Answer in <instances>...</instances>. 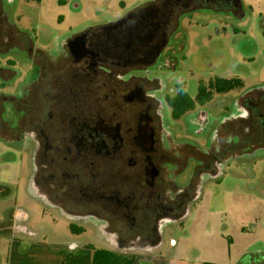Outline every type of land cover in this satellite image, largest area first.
Masks as SVG:
<instances>
[{
  "label": "flooded vegetation",
  "instance_id": "1",
  "mask_svg": "<svg viewBox=\"0 0 264 264\" xmlns=\"http://www.w3.org/2000/svg\"><path fill=\"white\" fill-rule=\"evenodd\" d=\"M202 1L150 0L116 20L59 35L16 25L9 0H0V64L10 70L5 76L6 68L0 69V98L16 115L0 123V131L14 146L36 144L32 153L25 150L31 183L38 198L67 220L70 235L89 226L98 238L160 240L166 223L181 219L196 199L203 170L213 173L220 164L222 153L190 150L187 132L177 137L175 125L195 109V124L202 121L201 109L209 108L215 92L207 88L204 103L199 88L193 98L179 85L169 95L158 77L174 68L179 16ZM205 2L230 8L237 0ZM248 96L242 124L223 146L264 142V94ZM163 106L173 126L163 124ZM187 168V183L177 185ZM236 264H264V254L246 253Z\"/></svg>",
  "mask_w": 264,
  "mask_h": 264
},
{
  "label": "rangeland",
  "instance_id": "2",
  "mask_svg": "<svg viewBox=\"0 0 264 264\" xmlns=\"http://www.w3.org/2000/svg\"><path fill=\"white\" fill-rule=\"evenodd\" d=\"M148 1L9 0V6L16 25L35 31L48 28L60 35L116 20ZM204 1L179 16L173 35L174 68L158 76L162 92L173 95L179 85L193 98L198 88L219 78L239 79L242 86L215 94L209 108L201 109L206 116L197 125L199 109L175 124L181 132L177 137L187 132L190 150L196 146L204 153H222L215 172L204 169L200 174L197 197L185 215L166 223L160 240L152 242L98 238L89 226L82 235L72 236L67 220L38 198L31 183L32 161L25 150L32 153L36 144L14 146L0 138V264H88L91 252L81 250L84 244L135 255L156 253L155 264H236L246 253L264 254V142L223 146L242 124L239 118L250 102L248 95L264 94V0H238L236 9ZM1 68L8 76L6 65ZM14 72H20L19 65ZM19 79L14 78L17 91ZM2 100L3 124L16 115ZM163 107V124L173 126L167 122L169 109ZM251 122L258 132L259 123L253 117ZM180 149L171 145L174 154ZM190 171L182 173L177 185L187 183ZM136 262L145 264L140 257Z\"/></svg>",
  "mask_w": 264,
  "mask_h": 264
},
{
  "label": "trees",
  "instance_id": "3",
  "mask_svg": "<svg viewBox=\"0 0 264 264\" xmlns=\"http://www.w3.org/2000/svg\"><path fill=\"white\" fill-rule=\"evenodd\" d=\"M239 5V1L237 0L236 5L233 9H236ZM242 86V83L239 79H216L215 81H210L205 87L199 88V98L202 103L209 100V95L205 94L207 88L213 90L215 94H225L232 90L238 89ZM175 118H179L181 115V111H175ZM0 138L7 143L9 140L6 139V136L0 131ZM74 227H71L73 229ZM76 230V229H74ZM91 250V261L90 264H133L136 262V256L134 255H124L117 252H113L107 249L94 247L92 245L86 246Z\"/></svg>",
  "mask_w": 264,
  "mask_h": 264
},
{
  "label": "crops",
  "instance_id": "4",
  "mask_svg": "<svg viewBox=\"0 0 264 264\" xmlns=\"http://www.w3.org/2000/svg\"><path fill=\"white\" fill-rule=\"evenodd\" d=\"M83 248H81V250H86V252L88 251V249H86V245H82ZM74 248V247H73ZM108 250V249H107ZM110 251H113V250H110ZM91 252V250L89 251ZM113 252H117V253H120V254H124V255H134L136 257H140L142 259H144L145 261V264H155L156 263V253H147V254H144V255H135L134 253H127L125 251H113ZM92 254V253H91ZM91 254H90V259H89V262L88 264H90V261H91ZM86 262V260H85ZM133 264H137V262L133 263Z\"/></svg>",
  "mask_w": 264,
  "mask_h": 264
}]
</instances>
